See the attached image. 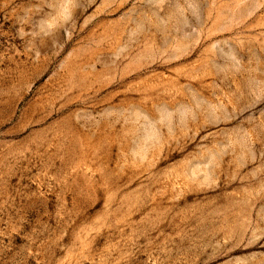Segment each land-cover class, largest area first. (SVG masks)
Instances as JSON below:
<instances>
[{
  "label": "rangeland",
  "instance_id": "obj_1",
  "mask_svg": "<svg viewBox=\"0 0 264 264\" xmlns=\"http://www.w3.org/2000/svg\"><path fill=\"white\" fill-rule=\"evenodd\" d=\"M0 264H264V0H0Z\"/></svg>",
  "mask_w": 264,
  "mask_h": 264
}]
</instances>
